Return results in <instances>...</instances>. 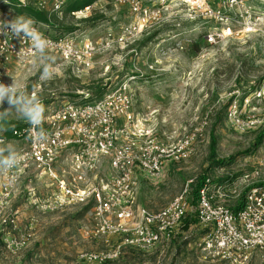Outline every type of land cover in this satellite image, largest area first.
Listing matches in <instances>:
<instances>
[{
	"label": "rangeland",
	"instance_id": "1",
	"mask_svg": "<svg viewBox=\"0 0 264 264\" xmlns=\"http://www.w3.org/2000/svg\"><path fill=\"white\" fill-rule=\"evenodd\" d=\"M138 1L161 20L152 19L146 31L133 36L127 34L140 16L120 0H95L75 16L64 11L62 16L52 15L53 25H38L39 30L62 34L70 31L65 28H73L79 38L92 40L95 50L89 67L48 52L54 68L50 80H40L41 63L35 57L27 67L6 66L2 83L11 84L13 77L30 93L34 88L48 108L128 85L134 96L133 111L145 129L154 128L157 139L166 144L188 141V155L169 163L161 183L142 182L137 195L142 207L159 209L201 174L212 182L238 179L236 190L241 195L247 185L262 184L264 139L255 152H243L264 124V0H241L236 8L223 10L222 20L190 19L177 0ZM208 1L216 7L220 0ZM9 9L12 19L27 17L16 7ZM91 16L96 19L83 21ZM212 34L214 40L208 42L206 36ZM7 107L5 102L3 108ZM21 121L12 115L2 127ZM212 131L217 136V157L234 155L221 168H210L208 163ZM4 142L18 150L25 145L18 139ZM46 181L43 176L31 182L20 178L11 204L13 223L0 228V264H96L77 258L79 252L105 245L103 238L93 236L89 216L80 213V206L42 212L30 204L33 192L43 194ZM240 197L229 194L222 201L232 207ZM190 218H195L194 213ZM203 233L196 222L191 223L167 246L144 252L124 245L116 259L103 264H226L204 257L198 245ZM248 264H264V256L254 255Z\"/></svg>",
	"mask_w": 264,
	"mask_h": 264
},
{
	"label": "built area",
	"instance_id": "2",
	"mask_svg": "<svg viewBox=\"0 0 264 264\" xmlns=\"http://www.w3.org/2000/svg\"><path fill=\"white\" fill-rule=\"evenodd\" d=\"M64 1L0 0V21L12 20L10 7L32 5L46 12L51 22V14L62 16ZM177 1L189 12L190 19L205 20H222L225 8L231 10L241 3V0H220L214 2L217 6L213 7L208 0ZM120 2L140 16L134 20L128 36L146 31L152 19L161 20L138 0ZM81 11L71 14L75 16ZM38 25L49 27V23L35 20V27L49 42L48 52L66 62L89 67L95 50L92 40L79 38L75 31L50 34L39 30ZM226 31L231 34L230 28ZM213 35L206 36L208 42L214 40ZM6 39L0 34V82L6 66L27 67L37 57L30 42L22 45L18 38ZM20 49L23 54L18 56ZM133 97L128 85L121 84L98 97L84 95L81 100H66L56 108H48L43 103L42 126L49 138L42 144H34L29 139L30 125L21 132L14 130L25 145L18 150L21 154L19 164L2 174L0 228L13 223L9 219L11 204L20 178H28L31 182L43 176L47 179L42 183L45 191L40 197L33 192L30 204L42 212L80 206L89 216L93 236L104 240V248L79 252L78 260L103 264L116 259L124 245L144 252L167 246L182 231L185 220L192 213L204 231L198 245L205 258L226 264H248L254 255L264 256V182L246 186L237 210L222 199L229 194L241 196L236 190L238 179L214 185L208 177L195 197L186 184L157 210L138 204L142 182L161 183L169 163L188 155V141L166 144L157 139L155 129H145L135 115ZM0 140L5 141L1 137Z\"/></svg>",
	"mask_w": 264,
	"mask_h": 264
},
{
	"label": "clouds",
	"instance_id": "3",
	"mask_svg": "<svg viewBox=\"0 0 264 264\" xmlns=\"http://www.w3.org/2000/svg\"><path fill=\"white\" fill-rule=\"evenodd\" d=\"M0 34L7 37L18 38L22 45L30 42L31 49L41 63L40 80L47 81L54 76L53 59L48 55L49 42L47 38L35 27L32 18L15 17L10 21H0ZM6 39V40H7ZM22 49L17 53L22 55ZM11 77V76H10ZM7 102L8 107L3 108ZM0 131H7L2 125L12 115L16 119L27 122L29 139L34 144H42L49 138V133L43 128L45 106L35 94L22 88L12 77L11 84L0 82ZM21 154L11 142L0 140V174L7 172L19 164Z\"/></svg>",
	"mask_w": 264,
	"mask_h": 264
},
{
	"label": "trees",
	"instance_id": "4",
	"mask_svg": "<svg viewBox=\"0 0 264 264\" xmlns=\"http://www.w3.org/2000/svg\"><path fill=\"white\" fill-rule=\"evenodd\" d=\"M94 1L95 0H69V1L66 0V2L63 4V6L65 5L64 9L62 6V12L64 11V14H70L71 12L81 10L84 7L91 5V3H93ZM18 11H19V14L26 15L27 17L34 18L44 23H49V25H53L52 22H48V15L46 12L36 10L35 7H33L32 5L22 6L18 8ZM52 15H55V14H51L50 16L52 17ZM94 19H96V17L91 16V17L85 18L83 21H89V20H94ZM65 29L66 30L70 29V31L68 32H71V29L73 28H65ZM62 33H66V32H62ZM99 91L101 90H98V92ZM95 97L93 96L91 98H95ZM79 100H81V96H79ZM71 101L73 100L71 99ZM225 119H226V114H224L219 119L220 124L223 123ZM28 125L29 124L25 121H21L17 123L8 122V124L4 127L5 129H7V131H3L0 134V137L3 138L4 140H17L19 137L18 135L13 133L14 130L21 132L24 128H27ZM263 139H264V124L258 127L251 146L247 148L243 152V154H250V153L255 152L258 149V147L262 144ZM216 147H217V136L212 131L209 135V151H208V161H209L208 163H209L210 168L211 167H216V168L224 167L226 164H229L230 161L234 159V155L229 156L227 158H218L216 154ZM207 177L209 178V176H207L206 174L205 175L201 174L196 178L195 183L191 184L190 188H191V194L193 195V197L196 196L197 190L203 185L204 180ZM227 179L228 178H219L215 182H212L213 180L210 179V182L214 185H223V184L231 183L232 181H234V179H229L228 181ZM243 193L240 197V200L237 202V204L233 206L234 210H237L241 206V200L243 197ZM84 210H81L80 213L83 214L85 212ZM195 222H196L195 218L194 219L190 217L187 218L184 222V226L182 227V231H186L189 228L190 224L195 223Z\"/></svg>",
	"mask_w": 264,
	"mask_h": 264
}]
</instances>
